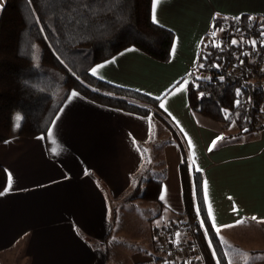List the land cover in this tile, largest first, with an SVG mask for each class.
Here are the masks:
<instances>
[{"label": "crops", "instance_id": "1", "mask_svg": "<svg viewBox=\"0 0 264 264\" xmlns=\"http://www.w3.org/2000/svg\"><path fill=\"white\" fill-rule=\"evenodd\" d=\"M4 4L0 0V15ZM156 17L155 24L174 35L167 61L130 46L96 64L95 75L91 70L101 81L154 99L141 103L153 107L150 114L77 91L69 99L72 91L49 128L56 145L49 129L0 142L6 187L9 174L13 181L0 195V264H112V253L129 257L123 246L129 232L137 234L134 244H153L164 220L186 213L184 160L201 174L202 192L207 181L205 210L210 203L226 264H264V127L247 132L234 121L213 120L196 113L189 100L216 20L264 18V0H162ZM145 175V184L160 183L158 200L126 201ZM150 255L138 251L130 259L139 264Z\"/></svg>", "mask_w": 264, "mask_h": 264}, {"label": "trees", "instance_id": "2", "mask_svg": "<svg viewBox=\"0 0 264 264\" xmlns=\"http://www.w3.org/2000/svg\"><path fill=\"white\" fill-rule=\"evenodd\" d=\"M151 3L152 0H5L0 15V142L14 136L45 134L72 91L107 106L150 114L147 107L127 98L148 105L156 104L154 99L101 81L91 70L130 46L157 60H168L174 35L153 23ZM243 18L248 19L240 20ZM241 60L247 61V54ZM228 61V52L222 48H203L199 66L204 65L200 70L210 77L196 79V87L192 80L190 105L196 113L213 120L228 123L232 118L247 132L260 129L264 81L253 82L250 77L230 74ZM17 115L22 117L19 128L15 127ZM181 179L185 214L192 220L200 218L194 233L205 261L226 264L222 246L207 218L201 174L191 170L184 160ZM6 183L7 173L0 167V193ZM159 188L160 183L151 180L126 201H157Z\"/></svg>", "mask_w": 264, "mask_h": 264}, {"label": "rangeland", "instance_id": "3", "mask_svg": "<svg viewBox=\"0 0 264 264\" xmlns=\"http://www.w3.org/2000/svg\"><path fill=\"white\" fill-rule=\"evenodd\" d=\"M215 33V35H213ZM264 36V18H258V17H248V19H228V18H218L215 22V25L212 29V32L206 39V42L204 44V48L212 47L215 49H221L228 52V55L230 57V61H228V72L232 75L236 76H247L250 77L253 82H257L259 80L264 81V74L261 75H253L252 72L243 73L241 71V67L243 66V63L245 61L241 60V57L246 56L247 53H252L255 49V46H253V41L255 43H259V41L262 40ZM235 39L237 41V44H232V40ZM219 45V46H217ZM241 47L242 52H240ZM245 46V47H244ZM247 48V49H246ZM239 51V53H238ZM221 52V50H220ZM248 63V60H247ZM218 65V64H217ZM204 65H200L199 70L196 71L195 76L193 78L194 86H197V83L195 82L196 79H208L210 77L209 73H202L201 67ZM220 65H218L219 67ZM221 67V66H220ZM219 67V70H220ZM96 91H99L98 89H95ZM100 92V91H99ZM105 92V91H103ZM201 96V94H199ZM130 102L141 105L140 101H137L132 98H127ZM153 109V107L151 108ZM150 109V110H151ZM263 113H264V103L261 105V115L260 120L261 124L263 125ZM238 122L232 118H230V121L226 124H230L232 122ZM141 176V175H140ZM143 180L140 187L145 188L146 187V181L147 177L146 175L143 177ZM130 239H127V243H123V246L126 247V251L128 252L129 257L126 256H118L114 253H112V264H132V261L130 259V255L132 253H136L138 251L146 252V250L152 252L153 250V244L152 242L144 244V243H137L134 244L133 240L134 236H137V234L128 233ZM138 238V237H137ZM126 252V253H127Z\"/></svg>", "mask_w": 264, "mask_h": 264}, {"label": "built area", "instance_id": "4", "mask_svg": "<svg viewBox=\"0 0 264 264\" xmlns=\"http://www.w3.org/2000/svg\"><path fill=\"white\" fill-rule=\"evenodd\" d=\"M247 56L248 63L242 60L245 62L241 71L252 72L255 76L264 74V36L259 43H255V49L252 53H247ZM262 126L264 127V119ZM197 221L200 222L199 217L192 220L186 214L164 220L156 229L150 259L139 264H207L194 233ZM177 233L180 234L179 238Z\"/></svg>", "mask_w": 264, "mask_h": 264}, {"label": "snow or ice", "instance_id": "5", "mask_svg": "<svg viewBox=\"0 0 264 264\" xmlns=\"http://www.w3.org/2000/svg\"><path fill=\"white\" fill-rule=\"evenodd\" d=\"M161 2H162V0H153V5H152V20H153V23H156V22H157L156 9H157L158 5H159ZM213 35H215V33H213ZM252 43H253V46H255V41H253ZM232 44H237V41H236L235 39H233V40H232ZM217 46H219V45H217ZM108 63H114V60H113V61H109ZM103 66H104V65H100V66H98V67H103ZM97 70H98L97 68H93V69H92V73H93V75H95V74L97 73ZM77 95H78V93H77L76 91H73V92L71 93V96L69 97V99H71L72 97H76ZM237 95H240L239 90H237ZM238 105H239V101H237V106H238ZM160 107H161V108H164V103H163V102L160 104ZM165 110H166V109H165ZM226 118H227V116H226ZM21 119H22V117H21L20 115H17V116H16V118H15V120H16L15 127H16V128H19V127H20V121H21ZM57 119H58V117H57ZM54 123H55V122H53V125H54ZM181 131H183V129H181ZM53 135H54V134H53L52 130L49 129V131H48V138L52 140V142H53L54 145H56V141H55V139L53 138ZM41 138H42V137H41ZM222 139H223L222 136H221V137H217V140H214V141L212 142V145L209 147V151H212V149L215 148L217 142L220 141V140H222ZM188 142H189V147L191 148V147H192L191 140L189 139ZM58 150H59V146H56V147L53 148V152H54V153H57ZM192 163L195 164V160H193ZM12 182H13V181H12V176H11V174H9V176H8V185H7L6 189H5V192H7L8 190H10L11 185H12ZM207 187H208V186H207V181H205L204 184H203V198H204V201H205V202L208 201ZM3 194H4V193H0V195H3ZM160 199H161V200H164V199H165V196L162 194L161 197H160ZM229 199H231V198H229ZM233 210H234V211L237 210L235 205H233ZM199 214H200V208L198 207V208H197V215L199 216ZM207 215H208V217L211 218V220H212V228L216 230V233H217V235L219 236V233H220L221 229H220V227L217 226V224H216V222H215V217H214L213 210H212V206H211L210 203H208V207H207ZM251 219H252V220H256L257 217L253 216V217H251ZM243 222H244V221L241 219V220H238V221H237V224H242ZM261 222H264V221H261ZM203 226H204V221L201 220V227H203ZM176 235H177V238H179V235H180V234L177 233ZM205 235H206V237H207V231L205 232ZM177 243H179V239H177ZM209 246L212 247V243H211V241H209ZM213 255L216 256V252H215V251H213ZM217 264H219V261L217 262Z\"/></svg>", "mask_w": 264, "mask_h": 264}]
</instances>
